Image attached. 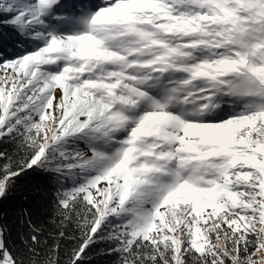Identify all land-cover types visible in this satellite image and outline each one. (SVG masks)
I'll return each instance as SVG.
<instances>
[{
	"label": "snow or ice",
	"instance_id": "snow-or-ice-1",
	"mask_svg": "<svg viewBox=\"0 0 264 264\" xmlns=\"http://www.w3.org/2000/svg\"><path fill=\"white\" fill-rule=\"evenodd\" d=\"M0 53V198L55 189L0 264H264V0H0Z\"/></svg>",
	"mask_w": 264,
	"mask_h": 264
},
{
	"label": "trees",
	"instance_id": "trees-1",
	"mask_svg": "<svg viewBox=\"0 0 264 264\" xmlns=\"http://www.w3.org/2000/svg\"><path fill=\"white\" fill-rule=\"evenodd\" d=\"M6 55V53H0ZM83 147V145H81ZM0 148L12 151L13 146L0 143ZM55 189L46 175L29 172L17 179L15 187L4 198H0V225L7 226V238L12 244L20 246V237L30 234L29 220L36 226H43L45 232L53 231L51 219L53 216V198ZM76 235H79L78 233ZM75 241L65 239L61 242V258L70 251ZM104 243H97L88 251L91 259L88 264H116L117 256H98L101 249H106Z\"/></svg>",
	"mask_w": 264,
	"mask_h": 264
}]
</instances>
